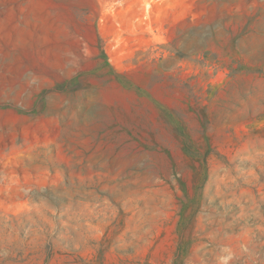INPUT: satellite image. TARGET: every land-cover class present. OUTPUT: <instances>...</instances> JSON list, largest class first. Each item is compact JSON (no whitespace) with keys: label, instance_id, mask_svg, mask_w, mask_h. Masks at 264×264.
Instances as JSON below:
<instances>
[{"label":"rangeland","instance_id":"374dc122","mask_svg":"<svg viewBox=\"0 0 264 264\" xmlns=\"http://www.w3.org/2000/svg\"><path fill=\"white\" fill-rule=\"evenodd\" d=\"M0 264H264V0H0Z\"/></svg>","mask_w":264,"mask_h":264}]
</instances>
